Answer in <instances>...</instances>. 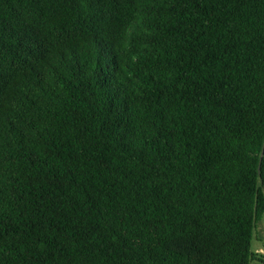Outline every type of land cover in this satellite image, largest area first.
Returning a JSON list of instances; mask_svg holds the SVG:
<instances>
[{
    "label": "trees",
    "instance_id": "obj_1",
    "mask_svg": "<svg viewBox=\"0 0 264 264\" xmlns=\"http://www.w3.org/2000/svg\"><path fill=\"white\" fill-rule=\"evenodd\" d=\"M264 0H0V264H264Z\"/></svg>",
    "mask_w": 264,
    "mask_h": 264
},
{
    "label": "rangeland",
    "instance_id": "obj_2",
    "mask_svg": "<svg viewBox=\"0 0 264 264\" xmlns=\"http://www.w3.org/2000/svg\"><path fill=\"white\" fill-rule=\"evenodd\" d=\"M250 250L264 259V213L255 224L250 240Z\"/></svg>",
    "mask_w": 264,
    "mask_h": 264
}]
</instances>
